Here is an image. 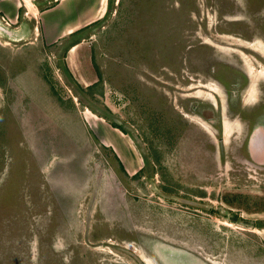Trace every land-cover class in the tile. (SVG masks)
I'll use <instances>...</instances> for the list:
<instances>
[{"label": "rangeland", "instance_id": "rangeland-1", "mask_svg": "<svg viewBox=\"0 0 264 264\" xmlns=\"http://www.w3.org/2000/svg\"><path fill=\"white\" fill-rule=\"evenodd\" d=\"M7 10L0 264H264V0H109L78 43Z\"/></svg>", "mask_w": 264, "mask_h": 264}, {"label": "crops", "instance_id": "crops-1", "mask_svg": "<svg viewBox=\"0 0 264 264\" xmlns=\"http://www.w3.org/2000/svg\"><path fill=\"white\" fill-rule=\"evenodd\" d=\"M0 1L4 13L8 14L7 8L12 10L10 15L14 20H18L20 8H25L27 11L22 18L31 20L29 18L32 17L35 23L41 25L42 36L46 42L56 43L61 40L78 43L94 34L95 23L104 18L109 0H11L9 3L6 0ZM104 146L103 148H109L108 144ZM110 150L114 152L113 147Z\"/></svg>", "mask_w": 264, "mask_h": 264}, {"label": "bare ground", "instance_id": "bare-ground-1", "mask_svg": "<svg viewBox=\"0 0 264 264\" xmlns=\"http://www.w3.org/2000/svg\"><path fill=\"white\" fill-rule=\"evenodd\" d=\"M123 15V14H122ZM263 53V52H262ZM263 55H264V53H263ZM213 91V90H212ZM83 116L85 117V119L93 126V127H96L95 126V123H96V120L95 119H97V117L96 116H93L90 112H88L87 110H85V112H84V114H83ZM225 125H227L226 123H225ZM226 128V130L228 129V127H225ZM103 130V129H102ZM111 138V137H110ZM109 139V138H108ZM254 139V138H253ZM111 140L113 141V139L111 138ZM252 144H253V141H252ZM255 145V144H254ZM257 147V146H256ZM118 148V147H117ZM260 149V148H259Z\"/></svg>", "mask_w": 264, "mask_h": 264}, {"label": "trees", "instance_id": "trees-1", "mask_svg": "<svg viewBox=\"0 0 264 264\" xmlns=\"http://www.w3.org/2000/svg\"><path fill=\"white\" fill-rule=\"evenodd\" d=\"M100 117L104 118L103 116H100ZM104 119H105V118H104ZM113 127H115V126H113ZM116 128H118V127H116ZM114 156H115V155H114ZM115 159H116V161H117L118 164H119L120 172H123V173L125 174V172L123 171L122 166L120 165V162H119V160L116 158V156H115ZM118 170H119V169H118Z\"/></svg>", "mask_w": 264, "mask_h": 264}, {"label": "flooded vegetation", "instance_id": "flooded-vegetation-1", "mask_svg": "<svg viewBox=\"0 0 264 264\" xmlns=\"http://www.w3.org/2000/svg\"><path fill=\"white\" fill-rule=\"evenodd\" d=\"M258 125H259V124H258ZM259 126H260V125H259ZM262 126H263V125H262ZM256 127H257V126H254V127H253V130H254ZM253 130H252V131H253ZM249 134H250V133H249Z\"/></svg>", "mask_w": 264, "mask_h": 264}, {"label": "built area", "instance_id": "built-area-1", "mask_svg": "<svg viewBox=\"0 0 264 264\" xmlns=\"http://www.w3.org/2000/svg\"><path fill=\"white\" fill-rule=\"evenodd\" d=\"M4 21V20H3ZM5 24H8L7 22H5Z\"/></svg>", "mask_w": 264, "mask_h": 264}]
</instances>
